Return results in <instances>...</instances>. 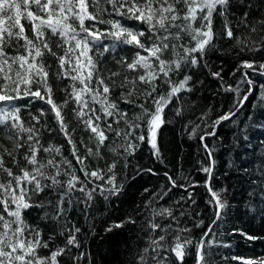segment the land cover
<instances>
[{"label": "snow or ice", "instance_id": "snow-or-ice-1", "mask_svg": "<svg viewBox=\"0 0 264 264\" xmlns=\"http://www.w3.org/2000/svg\"><path fill=\"white\" fill-rule=\"evenodd\" d=\"M105 14L111 18L104 19ZM217 18L222 20L219 30ZM238 31L243 38L236 35ZM221 37L235 41V54L240 57L230 73L240 74L236 87L227 84L222 66L213 70L212 57L220 52ZM122 46L136 50L133 58L120 57L116 62L121 70L105 74L106 56L116 59ZM244 53L250 58H242ZM46 57L56 64L52 76L70 81L63 103L54 100ZM194 70L206 71L220 82V90L234 97L231 107L215 119L209 108L182 124L181 136L198 139L204 160H198L200 166L191 173L186 174L182 164L181 170L172 173L161 151L163 129L176 118L183 119L187 110L183 94L194 93L197 84L204 83L194 78ZM257 77L264 78V0H0V126L15 133L8 136L13 151L0 150V264H95L84 243L88 232L77 225L72 213L78 211L88 220L96 196L111 203L123 195L124 184L117 183L115 171L120 160L125 168H132L129 179L151 174L162 175L166 181L158 191L145 188L150 195L143 204L104 228L111 233L131 226L130 231L147 238L128 264H186L190 255L195 264H214L210 249L217 244L231 247L220 239L224 235L220 229L233 208L228 189L215 185V154L223 146L218 144L222 139L218 130L223 122L236 124L234 117L256 87L264 90ZM116 89H120L123 108L112 98ZM69 103L75 105L73 112L87 139L77 141L75 129H69L64 115ZM37 104V114L31 117L34 123L26 127L22 109ZM169 113H174L172 119ZM49 116L55 127H47ZM248 119L252 121V116ZM250 126L264 129V124L255 122ZM44 129L64 137L71 159L64 156L62 146H44ZM210 138H214L211 145ZM241 138L249 140L246 131L237 142ZM144 144L153 163L167 170L161 173L131 163ZM105 147L116 159L104 167H91V160L103 159ZM21 150L23 166L14 155ZM8 160L18 171L8 166ZM259 171L264 173V160ZM197 172L205 175L203 183L193 178ZM198 187L205 188V203L211 210L206 227L199 218L194 191ZM257 187L259 192H249V198L260 196L259 206H245L264 222V177ZM174 189L181 192L179 198L167 207L160 204ZM31 209L42 213L43 224L29 223L26 217ZM194 228L204 229L195 243ZM89 231L95 233L94 223ZM225 232L250 242L264 240L235 227ZM230 259L264 264V256Z\"/></svg>", "mask_w": 264, "mask_h": 264}, {"label": "trees", "instance_id": "trees-1", "mask_svg": "<svg viewBox=\"0 0 264 264\" xmlns=\"http://www.w3.org/2000/svg\"><path fill=\"white\" fill-rule=\"evenodd\" d=\"M107 14L104 15V19H110ZM131 23V22H129ZM222 25V20L217 18L215 20V28L219 30ZM27 26V25H26ZM106 27V25L101 26ZM236 35L240 38L244 37V33L237 32ZM217 47L220 48V52L212 57L214 68L218 70L220 66L223 67L224 79L228 85L236 87L239 73L236 76H232V72L237 60L240 58L235 54L236 47L235 41H229L226 38L221 37ZM136 50L122 46L117 50L116 59L112 58V54H108L104 60L102 70L105 74H109L112 71H120L121 66L117 64V60L120 57H126L129 61L133 58ZM242 58H250L248 53H244ZM46 62L51 64L50 71V83L54 88V100L57 103H63L65 99V87L70 83L67 80H58L52 76L51 72L56 70V64L46 57ZM196 77L203 80V84H197L194 93H184L186 100V111L182 120L176 118V122L170 125H166L163 129L162 147L161 151L166 157L165 164L169 166L172 173H177L182 164V170L187 174L194 171L200 165L198 160H204V153L199 149V141L189 140L187 135L181 136V126L183 123H187L188 119H196L201 111H208L212 109L210 116L215 119L216 116L222 112H226L232 104L234 93H225L220 90V82L207 75L206 71L194 70ZM264 83V78L257 77V84ZM227 86V85H226ZM246 87V86H245ZM120 89H116L113 93V99L125 107L119 97ZM264 90L256 87L252 96L247 102L244 109L237 113L234 117L236 124H232L230 121L223 122L219 127L218 135L222 138L218 141V150L215 154L216 167L215 172L217 179L215 181L216 188H227L226 193L229 202L233 205L230 216L227 218V223L222 225L220 232L224 235L220 238L224 243H229L230 248H224L219 244L213 246L210 251L212 253L211 259L214 264H239L238 261H232L231 256H238L244 258H255L257 256H264V240L247 241L241 238L239 235L229 237L225 229H232L233 227L242 229L250 235L264 236V222L262 217L256 215L254 212H249L246 208V203H251L255 208L259 206L260 196H253L249 198V192H259L257 184L260 183V179L264 177V173H261V161L264 160V129L251 127L250 125L255 122L264 124ZM255 105V106H254ZM37 105H33L30 109H22L21 118L25 122V126H31L34 121L31 120L33 115L37 114ZM74 104L69 103L64 109L65 120L68 122L69 129H75L74 137L79 141L82 137L87 139V133L83 131L81 125L77 122L75 114L73 112ZM167 112V109H166ZM133 115L132 111H129V118ZM249 115L252 116V121H249ZM174 117V113H169V119ZM44 124V119L41 120V125ZM47 127H55V122L51 116L47 117ZM123 127V124L121 125ZM242 130L246 131L249 140L244 141L242 138L237 142V137H242ZM9 135H15V133H9L3 126H0V150L7 148L9 151H13V144L8 139ZM26 135V134H25ZM209 139L211 145L212 140ZM41 142L44 146L53 144L56 146H62L61 151L64 156L71 159L70 149L64 140L62 135H57L55 132H49L46 129L42 130ZM103 156L102 160H91L90 166L95 167L99 164L100 167H104L105 163H111L116 156L107 148L101 149ZM17 155L18 162L21 166L24 165L23 150ZM46 154H41V158H45ZM131 163L139 164L142 167H153L159 172L167 170L164 165L160 163H153V158L150 156L148 146L146 144L141 146V149L135 154L134 158H130ZM8 166L13 167L14 171H18L11 161H7ZM246 168L248 171L245 173L242 169ZM117 183L123 182L124 192L119 199L113 198L111 203H106L100 196H96L93 201V206L90 210V219L86 220L79 214L78 211L73 212L72 216L77 222L78 226H82L85 232H88V238L84 241L86 248H88L94 258L95 264H128V262L141 251L147 243V238L139 231H130L131 226H125L123 228L114 229L111 233H105L104 228L112 222H119L126 217V215L138 206L145 202L150 193H145L144 189L148 188L152 192L158 191L162 183H166L163 176H153L151 174H145L137 177L135 180L129 179L132 172V168H125L123 166V160H120L117 168ZM195 180L203 183L205 175L203 173H195ZM256 181V184H253ZM195 196L199 210L201 212L200 219L205 222V227L211 220V210L206 205L207 194L205 188L198 187L195 190ZM181 192L174 189L169 193L168 197H165V201H160L165 207L172 205L175 200L179 198ZM186 195V193H185ZM248 212V214H245ZM42 213L38 209H31L27 214V219L30 224L44 222L40 220ZM255 215V218L253 216ZM186 219V218H181ZM94 223L96 227L95 233L89 231V225ZM187 226L191 227V220L187 222ZM203 228L193 229L191 235L193 241L199 238ZM194 251V249L192 250ZM46 250H41V254H44ZM186 264H195L193 256H188Z\"/></svg>", "mask_w": 264, "mask_h": 264}]
</instances>
